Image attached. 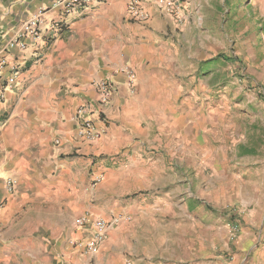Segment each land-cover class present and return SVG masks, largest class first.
<instances>
[{"label": "crops", "instance_id": "obj_1", "mask_svg": "<svg viewBox=\"0 0 264 264\" xmlns=\"http://www.w3.org/2000/svg\"><path fill=\"white\" fill-rule=\"evenodd\" d=\"M54 1L0 0V57L18 68L15 86L0 100V264H123L114 240L121 223L94 259L68 244L83 233L67 236L65 228L83 214L116 216L130 180L144 187L137 168L145 176L153 166L144 159L168 157L178 129L188 127L183 128L187 115L171 104L175 83L165 63L177 58L176 49L171 54L172 38L177 31H194L200 21L194 8L202 7L186 0L182 26L158 11L157 0H141L148 17L144 23L129 19L127 0H105L80 18L60 19L53 11L46 21L63 20L65 27L39 45L28 42L24 51L3 53L12 32ZM123 66L135 75L133 90L119 73ZM9 76L6 68L3 77ZM98 81L113 86L103 107L97 103ZM80 107L88 109L96 128L104 129L98 138L75 139ZM191 129L200 135L196 124ZM163 144L164 151L157 152ZM263 161H255L257 174L264 173ZM98 177L101 182L87 193ZM7 179L15 182L12 192ZM67 189L79 191L67 197ZM74 196L76 207L73 201L67 210V198ZM109 203L114 208L102 207Z\"/></svg>", "mask_w": 264, "mask_h": 264}, {"label": "rangeland", "instance_id": "obj_2", "mask_svg": "<svg viewBox=\"0 0 264 264\" xmlns=\"http://www.w3.org/2000/svg\"><path fill=\"white\" fill-rule=\"evenodd\" d=\"M197 1L200 21L176 32L177 58L165 63L171 104L188 127L178 129L168 157L144 159L150 173L137 168L144 187L131 179L123 190L114 239L123 264H264V173L254 170L264 160V0ZM74 231L71 222L65 232Z\"/></svg>", "mask_w": 264, "mask_h": 264}, {"label": "built area", "instance_id": "obj_3", "mask_svg": "<svg viewBox=\"0 0 264 264\" xmlns=\"http://www.w3.org/2000/svg\"><path fill=\"white\" fill-rule=\"evenodd\" d=\"M105 0H56L49 7H40L37 11L24 20L17 29H15L7 40L4 46L3 53L9 54L10 51H24L28 48V42L39 45L45 37L48 39L54 35L58 29L65 27L63 20L46 21V15L49 12L55 11L63 18H80L86 11L95 5L103 3ZM186 0H157L156 7L158 11L172 18L177 25L182 26L186 21L184 6ZM126 11L129 19L137 23L147 21V13L141 3V0H127ZM10 70V76L4 79V70ZM18 68L14 65H9V61L5 55L0 57V100L4 99L5 93L13 89L16 84V76ZM119 73L125 78V83L128 89L133 90L136 84V79L133 71L123 66L119 69ZM97 92V103L99 106H105L111 95L113 94V86L104 81H98L94 84ZM90 112L85 107H80L76 116L78 118V126L75 132V139L94 140L104 133V129L96 128L90 118ZM83 116H86L82 118ZM82 118V119H81ZM59 140L54 141V145L58 146ZM99 181V177L93 179V187ZM15 182L12 179L6 180V187L9 192L13 191ZM123 219L119 216H114L110 219H105L100 216L91 214H83L73 221V229L83 233L81 239H71L68 241L69 246L76 249L77 252L86 254L90 259H94L98 254L99 247L107 238V234L115 229ZM232 233L235 229L231 228ZM127 264H133L128 262Z\"/></svg>", "mask_w": 264, "mask_h": 264}, {"label": "trees", "instance_id": "obj_4", "mask_svg": "<svg viewBox=\"0 0 264 264\" xmlns=\"http://www.w3.org/2000/svg\"><path fill=\"white\" fill-rule=\"evenodd\" d=\"M220 58L226 63L230 62V59L226 56H220ZM214 60H216V59L208 60V61L204 62L202 65H204V66L209 65Z\"/></svg>", "mask_w": 264, "mask_h": 264}]
</instances>
